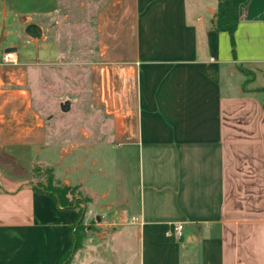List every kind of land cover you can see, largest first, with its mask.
I'll return each mask as SVG.
<instances>
[{
    "label": "crops",
    "instance_id": "crops-1",
    "mask_svg": "<svg viewBox=\"0 0 264 264\" xmlns=\"http://www.w3.org/2000/svg\"><path fill=\"white\" fill-rule=\"evenodd\" d=\"M217 4L98 9L87 113L98 118L60 147V175L47 167L89 197L83 224L95 218L69 264H264V0L239 5L234 54ZM13 39L0 49V152L47 153L59 137L51 125L49 140L34 63ZM34 187L0 183V264H55L71 243L78 209Z\"/></svg>",
    "mask_w": 264,
    "mask_h": 264
},
{
    "label": "rangeland",
    "instance_id": "rangeland-1",
    "mask_svg": "<svg viewBox=\"0 0 264 264\" xmlns=\"http://www.w3.org/2000/svg\"><path fill=\"white\" fill-rule=\"evenodd\" d=\"M104 1L0 0V49L4 43L12 42L13 38L20 45H26V48L21 47V51L27 50L34 63L30 67L33 75L30 85L35 103L42 114L51 120L49 140L52 135L51 125L59 137L56 142L54 140L47 153L44 150L25 155L17 152L12 154L15 157H5L0 152L2 185L8 187L24 181L39 186L46 185L47 167H53L57 175L63 171L61 166L54 165L60 147L79 138L80 133L78 134L76 127L98 118L94 109L93 115L87 114L92 112L89 110L88 64L96 51L95 15ZM4 8L7 11L5 13H8V8L10 11H17L11 22L3 16ZM29 13L33 19L31 21L42 23L45 29V36L35 41H30L23 33L25 23L29 21L25 15ZM48 50L51 51L48 53ZM65 101L69 102V108L61 111L60 104ZM95 169L96 167L94 172ZM96 174L97 172L93 173L92 177ZM61 185L62 183L58 184ZM79 191L82 194L80 189ZM85 198L89 200L87 195ZM86 206L87 204L85 209ZM94 222L95 218L90 215L86 225H93ZM82 233L85 235L86 231Z\"/></svg>",
    "mask_w": 264,
    "mask_h": 264
},
{
    "label": "trees",
    "instance_id": "trees-1",
    "mask_svg": "<svg viewBox=\"0 0 264 264\" xmlns=\"http://www.w3.org/2000/svg\"><path fill=\"white\" fill-rule=\"evenodd\" d=\"M246 0H218L216 9L215 29L217 31L227 32L231 40L232 53H235V44L233 34L239 21L238 7ZM245 74L250 75L248 71L243 70ZM46 185H35V190H42L52 195L55 200L64 207L75 206L78 209V217L74 223L73 238L67 249L61 254L60 258L55 264H69L70 256L73 251L81 246L82 239L84 238L82 231H86L87 226L83 224V211L85 205L89 202L85 196L78 192V186H68L54 183V175L50 168L45 172Z\"/></svg>",
    "mask_w": 264,
    "mask_h": 264
},
{
    "label": "water",
    "instance_id": "water-1",
    "mask_svg": "<svg viewBox=\"0 0 264 264\" xmlns=\"http://www.w3.org/2000/svg\"><path fill=\"white\" fill-rule=\"evenodd\" d=\"M24 33L32 38V39H40L42 37V29L39 25L35 23H29L24 27ZM16 51L15 46H8L3 49L4 53L14 52ZM69 108V102L65 101L64 103L60 104V110L65 111Z\"/></svg>",
    "mask_w": 264,
    "mask_h": 264
},
{
    "label": "built area",
    "instance_id": "built-area-1",
    "mask_svg": "<svg viewBox=\"0 0 264 264\" xmlns=\"http://www.w3.org/2000/svg\"><path fill=\"white\" fill-rule=\"evenodd\" d=\"M174 230H175V235H176L177 237H181V235H182V230H183V225L178 224L176 227H174Z\"/></svg>",
    "mask_w": 264,
    "mask_h": 264
},
{
    "label": "bare ground",
    "instance_id": "bare-ground-1",
    "mask_svg": "<svg viewBox=\"0 0 264 264\" xmlns=\"http://www.w3.org/2000/svg\"><path fill=\"white\" fill-rule=\"evenodd\" d=\"M8 56V55H7Z\"/></svg>",
    "mask_w": 264,
    "mask_h": 264
}]
</instances>
